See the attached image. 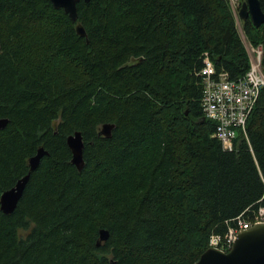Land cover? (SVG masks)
Instances as JSON below:
<instances>
[{
    "label": "trees",
    "instance_id": "1",
    "mask_svg": "<svg viewBox=\"0 0 264 264\" xmlns=\"http://www.w3.org/2000/svg\"><path fill=\"white\" fill-rule=\"evenodd\" d=\"M239 7L93 0L73 23L48 0H0V197L48 153L14 212H0V264H196L211 237L253 221L264 209V88L229 152L204 119L198 75L205 53L229 80L248 71ZM239 26L262 46L264 73V24ZM75 132L80 172L66 145Z\"/></svg>",
    "mask_w": 264,
    "mask_h": 264
},
{
    "label": "built area",
    "instance_id": "2",
    "mask_svg": "<svg viewBox=\"0 0 264 264\" xmlns=\"http://www.w3.org/2000/svg\"><path fill=\"white\" fill-rule=\"evenodd\" d=\"M249 68L244 76L229 80L226 73L217 74L208 54H203L201 78V110L204 119L216 123L213 134L223 150L233 151L238 134L246 138V122L255 107L260 91L264 88V73L261 69L262 46H245ZM264 183V181H263ZM254 224H264V209L259 208L252 222L237 219V228L229 229L224 238L211 237L210 246L228 252L238 232Z\"/></svg>",
    "mask_w": 264,
    "mask_h": 264
},
{
    "label": "water",
    "instance_id": "3",
    "mask_svg": "<svg viewBox=\"0 0 264 264\" xmlns=\"http://www.w3.org/2000/svg\"><path fill=\"white\" fill-rule=\"evenodd\" d=\"M56 10H63L64 14L75 23L77 21V5L80 2L89 3L93 0H48ZM241 21L250 19L255 28L264 24V13L261 10L258 0H245L241 3L238 11ZM76 33L80 37H85V31L81 26L76 27ZM187 115V112L185 113ZM8 123L7 119H0V130L4 129ZM114 129L113 124L101 126L100 136L109 139ZM66 145L71 153L70 163L80 172L84 167L83 150L84 144L79 132L68 136ZM48 153L39 148L36 154L28 160L29 170L26 175L21 177L14 187L5 191L0 197V212L9 216L16 209L24 189L29 182L32 172H34L41 159ZM108 232L99 231L97 246L107 241ZM196 264H264V224H255L237 233L236 239L228 252H223L217 248H209L199 258Z\"/></svg>",
    "mask_w": 264,
    "mask_h": 264
},
{
    "label": "rangeland",
    "instance_id": "4",
    "mask_svg": "<svg viewBox=\"0 0 264 264\" xmlns=\"http://www.w3.org/2000/svg\"><path fill=\"white\" fill-rule=\"evenodd\" d=\"M229 2L231 4L233 10H235L237 7L241 6V3L238 0H229ZM238 30H239V34L242 36V39H243L245 46H246L248 44V42L244 39V35L241 32L240 26H239Z\"/></svg>",
    "mask_w": 264,
    "mask_h": 264
},
{
    "label": "flooded vegetation",
    "instance_id": "5",
    "mask_svg": "<svg viewBox=\"0 0 264 264\" xmlns=\"http://www.w3.org/2000/svg\"><path fill=\"white\" fill-rule=\"evenodd\" d=\"M250 20V19H249Z\"/></svg>",
    "mask_w": 264,
    "mask_h": 264
}]
</instances>
